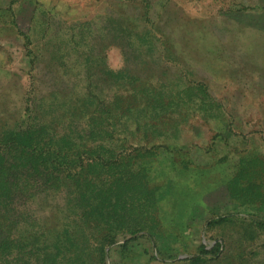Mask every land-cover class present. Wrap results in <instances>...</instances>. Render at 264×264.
<instances>
[{
    "label": "rangeland",
    "instance_id": "374dc122",
    "mask_svg": "<svg viewBox=\"0 0 264 264\" xmlns=\"http://www.w3.org/2000/svg\"><path fill=\"white\" fill-rule=\"evenodd\" d=\"M236 1L0 0V132L105 129L142 184L110 241L97 200L85 216L38 201L0 235V264H264V13ZM182 72L219 111L171 101Z\"/></svg>",
    "mask_w": 264,
    "mask_h": 264
},
{
    "label": "trees",
    "instance_id": "16d2710c",
    "mask_svg": "<svg viewBox=\"0 0 264 264\" xmlns=\"http://www.w3.org/2000/svg\"><path fill=\"white\" fill-rule=\"evenodd\" d=\"M161 44L163 41L158 40L157 45ZM164 51L163 47L162 57L166 56ZM186 75L179 74L181 87L163 85L171 101L178 104L181 99L195 97L209 115L219 111V102L208 85L202 80L186 81ZM188 103L191 106V100ZM111 140L105 129L90 141L73 139L70 127L60 124L37 135L0 132V235L16 218L28 215L38 201L49 207H67L71 202L76 213L85 216L97 200L101 209L113 216L112 221L104 223L101 233L109 241L115 237L114 232L130 226L124 218L142 205L138 196L142 184L138 170L129 169L123 152L117 151Z\"/></svg>",
    "mask_w": 264,
    "mask_h": 264
},
{
    "label": "clouds",
    "instance_id": "9594fccd",
    "mask_svg": "<svg viewBox=\"0 0 264 264\" xmlns=\"http://www.w3.org/2000/svg\"><path fill=\"white\" fill-rule=\"evenodd\" d=\"M178 7L183 8L186 13H193L195 11L194 5L186 3L184 0H177ZM195 7L202 8V5H196ZM105 56L111 67H122L125 57L123 50L118 45H112L105 50Z\"/></svg>",
    "mask_w": 264,
    "mask_h": 264
},
{
    "label": "crops",
    "instance_id": "0c3cea01",
    "mask_svg": "<svg viewBox=\"0 0 264 264\" xmlns=\"http://www.w3.org/2000/svg\"><path fill=\"white\" fill-rule=\"evenodd\" d=\"M237 9L230 11L232 14L248 10L252 13H264V0H237Z\"/></svg>",
    "mask_w": 264,
    "mask_h": 264
}]
</instances>
